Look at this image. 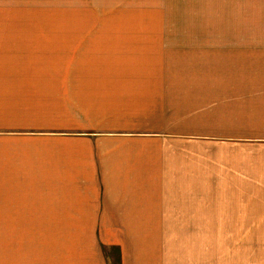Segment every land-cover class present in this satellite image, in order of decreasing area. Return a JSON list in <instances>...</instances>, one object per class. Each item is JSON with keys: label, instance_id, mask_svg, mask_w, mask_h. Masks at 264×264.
I'll use <instances>...</instances> for the list:
<instances>
[{"label": "rangeland", "instance_id": "rangeland-1", "mask_svg": "<svg viewBox=\"0 0 264 264\" xmlns=\"http://www.w3.org/2000/svg\"><path fill=\"white\" fill-rule=\"evenodd\" d=\"M0 29L79 30L85 34L79 38L90 47L93 35L106 33L109 38L112 33L118 34V45L166 49L161 70L142 72L166 77V99L158 111L156 101H149L146 109L140 100H130L132 107L124 110L118 101L94 100L102 92L93 84L88 62L92 48L86 49L84 60L76 58L81 42L63 64L60 58L53 60L46 99L33 94L29 100H1L0 176L5 174V191L22 192L31 184L27 176L34 164L39 170L31 175L53 177L54 183L56 177L74 175L85 186L95 183L94 188L103 189V179L124 167V161L148 157L150 172L162 163L166 180L172 169L182 180L194 157L198 175L210 176L198 178V196L186 197L180 205L166 203V227L143 229L147 238L133 234L128 244L142 248L137 256L143 264H264V107L246 106L253 101L242 94L249 88L264 96V0H0ZM209 49H221L227 56L210 66L211 61L202 59ZM115 75L102 72L98 79ZM195 75L200 80L191 84ZM201 80L223 97L229 93V101L191 100L189 87ZM235 89L244 99H239L243 109L230 103ZM160 111L164 114L158 116ZM239 115L245 120L237 119ZM142 126L149 130H137ZM189 139L197 142V150ZM41 151L42 156L36 155ZM3 165L11 169L7 174ZM166 180V190L175 187ZM12 201L13 196L0 197V264H61L64 254L65 264H92L93 259H77L71 250L61 249L68 241L76 248L89 244L86 229L14 227L13 209L19 205ZM124 231L92 229L108 264H122V256L105 241H122ZM74 234L88 240L70 237ZM132 255L129 261L136 264Z\"/></svg>", "mask_w": 264, "mask_h": 264}, {"label": "crops", "instance_id": "crops-1", "mask_svg": "<svg viewBox=\"0 0 264 264\" xmlns=\"http://www.w3.org/2000/svg\"><path fill=\"white\" fill-rule=\"evenodd\" d=\"M53 32L44 29H0V101H21V98L29 100L35 98L32 96L33 94H39L37 97L46 99L52 88L48 71H51L53 60L60 58L63 64L71 57L72 48L81 42L76 58L79 61L84 60L88 52L86 49L92 48L88 62L90 61L93 67V84L98 86L97 91L102 92L95 93L94 100H115L118 101V104H122L120 106L124 110L132 107H128L130 100H140L139 105L146 107V109L150 107L149 101H156V111L159 108L162 109L161 106L164 107L166 92L162 85L166 84L165 75H142V72L149 70V68H155L158 72L165 65L166 49L163 45L126 44L123 46L115 42V37L118 34L109 33V38H106L107 34L102 33L101 36L93 35L94 45L90 47L87 45L88 43H84V39L79 38V36L85 35L82 31ZM177 52L176 56L179 57L180 50ZM225 53L227 52H223L221 49L215 52L211 50L202 59L211 61L210 66H212L213 63L221 61L224 56L226 58ZM172 57L175 59L174 54ZM200 65L205 68L207 66L206 63H200ZM208 70L212 73V68ZM102 72L116 75L109 77L107 81H101L98 77ZM195 76L191 84L200 80L198 75ZM208 79L206 77V80ZM179 80L177 78L178 82ZM204 83L205 80H201L199 85L189 87H192L189 89L192 90L189 92L191 100H196V102L208 100L211 102L215 98L217 101L223 98L229 101V93H224L223 97L222 93L215 92L213 86H203ZM248 90L249 88H243V97H247L248 101L252 100L253 102L246 103V106L264 107V96L260 98V93L254 94ZM239 99L244 101L239 90L235 89L232 91L230 103L234 107L241 106L242 102ZM137 105L138 103H134V106ZM224 108L228 109L229 103L224 104ZM240 108L243 109V106ZM147 113L149 114V112ZM156 114L159 116L163 115L164 112L160 111ZM242 116L239 115L236 118L240 120ZM242 120L245 119L242 117ZM226 121L224 120V122ZM137 130H149V128L142 126ZM196 143V141L189 139V146L192 145L195 150H197ZM195 150L192 152L196 153ZM36 155L42 156V151L37 152ZM31 158H34V154ZM147 159L148 157H141L135 162L134 159L124 161V167H118L117 171L110 172L103 179V189L94 188L95 183L93 184L94 187L85 186V183L79 181L78 177L74 178V175L66 180L56 177V183H54L53 177L47 179L45 176L31 175V173L35 174L36 167L34 164L32 171L29 172L30 175L27 176V180L34 187L28 184L27 187H23L22 192L21 190L15 191L16 189L5 191L4 174L0 176V197L13 196L12 203L19 205L13 209L14 227L86 229L87 234L83 236L89 237V244L76 248L71 246L70 241H68V243L66 242L67 247L64 243L61 249L64 253L71 250L77 259H93L92 264H108L100 246L95 245L98 243V238L92 236V229L125 228L122 241L116 243L105 241V243L115 245L120 249L122 264H134L133 261H129L132 260L129 257L130 254L136 256L137 260H134L136 264H143L140 261L142 258L137 256L138 250H142V248L138 249L128 244V242H133V234L137 238L139 236L147 238L145 233L143 235V229L166 227L165 222L170 220L166 216V203L180 205L182 202H186V197L198 196L197 189L195 190L198 178L210 179V176L198 175V162L197 159L194 160V157L188 161V176L181 174L182 180L173 174V169L168 172L166 180L164 171H161L163 170L162 163L156 166V171L150 172ZM204 160L207 161V159ZM206 165L211 169L209 162H206ZM1 170L4 173L6 171L7 174L11 169L3 165ZM42 171L45 172V169ZM165 180L171 187H175L166 190ZM182 197H184L183 200ZM1 210L0 208V212ZM171 226L182 225L170 224L169 227ZM70 237H76L78 241L84 239L81 238V234H74ZM71 239L74 240L75 238ZM64 258H61V264L63 260L65 264Z\"/></svg>", "mask_w": 264, "mask_h": 264}]
</instances>
